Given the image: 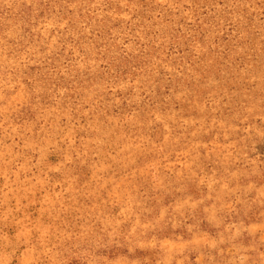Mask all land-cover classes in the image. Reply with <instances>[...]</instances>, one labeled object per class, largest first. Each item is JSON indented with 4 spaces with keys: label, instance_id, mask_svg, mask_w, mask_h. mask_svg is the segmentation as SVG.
I'll list each match as a JSON object with an SVG mask.
<instances>
[{
    "label": "rangeland",
    "instance_id": "374dc122",
    "mask_svg": "<svg viewBox=\"0 0 264 264\" xmlns=\"http://www.w3.org/2000/svg\"><path fill=\"white\" fill-rule=\"evenodd\" d=\"M0 264H264V0H0Z\"/></svg>",
    "mask_w": 264,
    "mask_h": 264
}]
</instances>
